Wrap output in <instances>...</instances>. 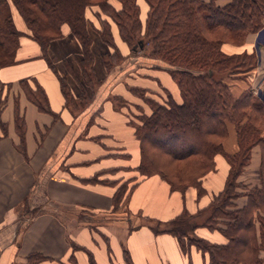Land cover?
I'll use <instances>...</instances> for the list:
<instances>
[{
	"label": "crops",
	"instance_id": "crops-1",
	"mask_svg": "<svg viewBox=\"0 0 264 264\" xmlns=\"http://www.w3.org/2000/svg\"><path fill=\"white\" fill-rule=\"evenodd\" d=\"M230 1L215 0V4L224 6ZM110 3L117 6L115 0ZM84 16L93 54L90 85L85 84L79 65L82 47L67 27L62 28L60 38L49 42L45 57L18 13H13L16 27L24 35L18 40L12 63L0 66V97L5 99L0 107V264H32L34 255L46 258L44 264H206L200 251L192 248L185 255L174 236L155 230L163 231L183 212L194 219L207 216L213 196L224 186L225 159L215 158L214 170L203 178L205 192L201 195L194 187L184 193L172 190L154 175L141 180L127 202L113 209V195L121 181L138 176L140 147L127 107L118 109L112 101L120 97L126 105L136 99L126 87L121 91L108 85L104 56L110 51L99 30L103 20L110 19L97 6L86 7ZM261 35L264 37V18L261 30L247 34L240 47L235 50L224 44L222 51L255 54ZM257 57L263 62L264 51ZM255 72L250 71L248 79L259 76ZM136 77L139 75L134 74ZM60 79L72 104L62 93ZM151 79L154 84L147 89L153 100L161 102L158 81L180 102L179 91L165 72L152 71ZM24 81H34L43 89L51 114L39 111L28 100L21 87ZM127 85L144 87L141 80ZM244 88L232 84L230 91L238 96ZM17 116L24 121L23 151L18 147ZM223 149L227 154L238 150L233 128ZM260 163L261 151L256 146L238 182L259 187ZM250 168L254 182L248 174ZM96 175L100 182H85ZM245 203L246 197H239L234 208ZM194 235L212 244L227 242L220 232L201 224Z\"/></svg>",
	"mask_w": 264,
	"mask_h": 264
},
{
	"label": "trees",
	"instance_id": "trees-1",
	"mask_svg": "<svg viewBox=\"0 0 264 264\" xmlns=\"http://www.w3.org/2000/svg\"><path fill=\"white\" fill-rule=\"evenodd\" d=\"M110 1L0 0V66L12 63L18 40L24 35L16 27L14 12L45 57L49 42L62 36L64 26L69 29L82 47L79 65L86 85L91 84L93 62L84 16L86 7L109 10L107 17L122 36L127 24L132 22L137 39L130 44L131 52L145 49L135 34L138 27L147 28L150 34L154 32L151 56L177 67L170 74L177 80L181 100L176 102L168 92L164 103L150 99L151 114L132 122L140 147V162L135 169L138 176L121 181L113 195V209L127 202L141 180L154 175L160 176L172 190L184 193L194 187L201 195L205 192L203 178L214 170L215 158L222 156L230 169L223 189L213 196L206 210V219L197 223L193 216L183 212L166 229L155 231L174 236L185 255L192 248L200 251L207 258L206 264H264V123L257 124L261 119L264 122V100L254 98L249 90L234 96L230 84L213 77L225 70L236 76L253 67L254 54L228 55L221 46L242 44L247 34L261 29L264 0H231L224 6H217L215 0H145L149 9L145 23L139 18L140 6L136 0H115L117 6ZM110 26L109 21L103 20L99 30L101 40L107 45L113 42ZM60 86L67 101L69 95L61 79ZM21 87L39 111L51 114L46 95L38 84L24 81ZM4 103L1 96L0 107ZM15 123L16 130L23 129L21 117L17 116ZM230 128L238 144L234 154L223 149ZM18 136V147L23 151L24 130ZM255 145L261 146L260 186L250 188L240 185L238 177ZM98 176L85 182H100ZM239 187L244 192L236 191ZM240 196L246 197V203L234 208V201ZM200 224L220 232L227 242L212 244L196 237L194 231ZM34 257L47 260L39 255Z\"/></svg>",
	"mask_w": 264,
	"mask_h": 264
},
{
	"label": "rangeland",
	"instance_id": "rangeland-1",
	"mask_svg": "<svg viewBox=\"0 0 264 264\" xmlns=\"http://www.w3.org/2000/svg\"><path fill=\"white\" fill-rule=\"evenodd\" d=\"M136 1L139 3V6H140L139 18L141 19V21L143 23H145V20H146L147 15H148V10H149L148 5H147L145 0H136ZM109 12L110 11L106 10V9H102L100 11V13L105 15V17L109 16ZM110 23H111L110 32H111L113 42L111 43V41H110V44L108 45L110 52L104 56V64L106 65V68L109 72V75H108L109 77L107 80V81H109L108 85L109 84H110V86L114 85V86H112L113 89L116 88V90L119 89L121 91H123L124 90L123 88L126 87L130 96H132L136 99V101H133L134 103L133 102L131 104L127 103L125 105L124 99H122L120 97H114L115 101H112V103H114V105L118 109H119V107L122 108L123 106L127 107L128 111L130 113V116H131L130 121H132V122L139 121L140 119L143 118V116H148L152 112L151 105H150V103H151L150 99H153L151 96V94H153V93H152L151 89H147V88H151V86H153V84H154V81L151 79L152 71L160 70L161 72H165L169 76V78L171 79L172 83L176 86V88L178 89L179 94H180V89H179L177 80L175 78H173V76L170 74V70L171 69L177 70V67L168 65V63H166L165 61H163L159 57L151 56V53H153V50H154V43H153V39L155 36L153 34L154 32H151V34H150V31L147 28L145 29V27L142 26L139 29V27H138L135 34L137 35V37H140V39L138 38V40H141L144 43L145 49L140 50L137 53L131 52L130 48H129L130 44L135 43L136 39H137L134 36V31H133L134 29L132 27L133 26L132 22L127 24V30H126V32L124 31L123 36L121 35V33L118 30L115 23L111 22V20H110ZM64 27H66V26H64ZM260 30H258V31H260ZM129 38H130V40H128ZM108 39L111 40V38L109 36H108ZM258 43L260 44V46L256 47V51H257L258 55L261 56L262 52L264 51V37L262 35L260 36V40ZM227 44L231 45V47H233L236 50L237 47H240L243 43L242 44L227 43ZM257 53L254 54V60L252 61L253 67L247 73L236 75V76H230V72L225 70L224 72H219V73L216 72L213 75V77L216 80H218V79L224 80L226 83L230 84L231 86H232V84L241 85L243 88L245 87L244 91L249 90L251 92V89H252L251 87L253 85H256L257 83H259L260 81H262L261 77L263 76V73H264V59L262 62L257 57ZM243 54L244 53L239 54V55H243ZM233 55H238V54H233ZM253 69H256L255 74L259 75V76L252 77V78L248 79V76H249L248 74H250V71H252ZM131 70H133V71H131ZM124 71L127 72L126 75L124 74ZM134 74L139 75V77L134 78ZM139 80L142 81V85L144 86L143 88L134 87V86L130 87L127 85V83L133 84ZM241 80H244L245 83L242 82ZM124 81H125V83H124ZM96 85H100V84L96 83ZM156 87H158V90H156V91L159 92L160 96L162 97L160 103L166 102L167 96H168L166 89L163 88V86L158 81H156ZM251 94H252V92H251ZM252 96L258 100H262V99L256 97V95H254V94H252ZM67 102L72 104V102L70 101L69 98H67ZM135 102H137L138 104H136ZM85 103H86V101H85ZM77 108H78V106H77ZM79 110H81V109H79ZM144 111H147L149 114L146 115ZM250 115L253 116V114H250ZM260 123H262V124L264 123L262 121V119L260 121H257L258 125ZM262 129H263V127H262ZM23 130H24V127H23V129H21L19 131L17 129L16 133L19 134L20 131H23ZM256 146L259 147L260 151H261L260 145H255L252 148H254ZM237 147H238V144H237ZM225 162L223 161V163L227 166V169L229 170L230 165H229V163H227L226 159H225ZM253 163L254 162H252V164ZM164 164H166V163H164ZM224 164H223V167H224ZM247 165L248 164H246V166ZM242 172H244V169ZM242 172H241V174H242ZM248 174L250 175V178H252L251 182H254L256 180V177L254 175V170L250 168ZM259 178H260V168H259ZM240 185H242V183H240ZM252 185H254V184H252ZM241 189L242 188L239 187L236 191H238L240 193L241 191H243ZM240 197H245V196H240ZM205 217L206 216H202V217L199 216L198 219H194V220H197L196 221L197 223H201ZM30 263H32V264H35V263L36 264H44V262L41 261L37 257H33L30 260Z\"/></svg>",
	"mask_w": 264,
	"mask_h": 264
},
{
	"label": "built area",
	"instance_id": "built-area-1",
	"mask_svg": "<svg viewBox=\"0 0 264 264\" xmlns=\"http://www.w3.org/2000/svg\"><path fill=\"white\" fill-rule=\"evenodd\" d=\"M251 88H252L251 89L252 94H254V95H256V97L264 100V77L263 76H262V81H260L256 85H253Z\"/></svg>",
	"mask_w": 264,
	"mask_h": 264
}]
</instances>
